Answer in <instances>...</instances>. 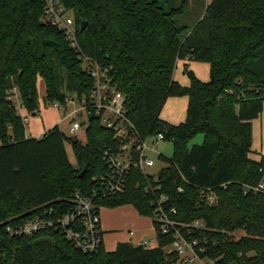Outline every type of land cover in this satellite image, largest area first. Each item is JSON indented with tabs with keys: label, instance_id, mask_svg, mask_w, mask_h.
<instances>
[{
	"label": "trees",
	"instance_id": "trees-1",
	"mask_svg": "<svg viewBox=\"0 0 264 264\" xmlns=\"http://www.w3.org/2000/svg\"><path fill=\"white\" fill-rule=\"evenodd\" d=\"M60 1L73 15L80 51L63 30L44 21L46 0H0V264H168L163 246L169 239L160 235L155 247L121 242L115 250L88 254L54 228L19 237L6 231L8 222L46 207L61 215L71 207V194L89 193L93 176L105 168L99 149L116 139L99 117L90 116L84 144L58 124L41 137H27L9 100L8 91L17 88L33 112L40 104L39 78L45 104L89 94L95 79L81 53L108 70L141 135L163 133L173 143L159 177L179 217L245 231L237 239L229 236L216 254L224 255V264H264V192H246L264 179V153L251 155L252 121L264 106V0H211L191 27L177 21L184 3L167 11L158 0ZM178 60L185 61L189 85L174 78ZM188 61L208 63L210 79L200 80ZM173 96H188L179 124L160 117ZM197 134L203 142L189 146ZM201 189L213 190L217 203L209 205ZM99 203L130 204L148 217L153 209L150 196L134 184Z\"/></svg>",
	"mask_w": 264,
	"mask_h": 264
},
{
	"label": "built area",
	"instance_id": "built-area-1",
	"mask_svg": "<svg viewBox=\"0 0 264 264\" xmlns=\"http://www.w3.org/2000/svg\"><path fill=\"white\" fill-rule=\"evenodd\" d=\"M43 19L63 30L72 47L81 50L73 15L60 0H46ZM80 57L84 60L86 71L95 79L91 92L82 96L70 93L64 102L55 101L46 106L56 109L61 116L60 122L68 125L70 136H77L81 130L86 133L91 115L99 117L100 124L114 132V143L99 149L105 168L93 176L89 193L75 190L71 194V207L61 215L55 216L53 207L40 209L30 218L8 222L7 233L14 237L27 236L50 227L60 231L68 242L82 252L97 253L104 248L101 219L104 206L99 203L100 199L123 194L129 185L134 184L151 198L153 209L149 217L156 240L155 244H151V240L135 244L158 246L157 236L160 235L169 239L163 246L168 264H224V255H217V249L229 236L237 239L235 232L212 227L203 219L185 221L179 217L178 209L168 204L169 198L163 191L159 177L160 171L167 165L163 160L166 156L158 150V142L166 140L164 134L141 135L130 118L125 96L112 83L108 70L91 57L82 53ZM8 94L26 128V136H43L49 129L38 136L28 132L32 120L41 117V99L39 107L32 112L22 102L17 88L8 91ZM155 154L165 165L156 172H150L149 169L156 165ZM260 170L264 172V167ZM133 178L137 179L132 182ZM249 189L264 192V179L256 186H249L246 192ZM179 191H183V188L179 187ZM201 193L209 205L217 203L213 190L201 189ZM130 233L134 235L133 230Z\"/></svg>",
	"mask_w": 264,
	"mask_h": 264
},
{
	"label": "rangeland",
	"instance_id": "rangeland-1",
	"mask_svg": "<svg viewBox=\"0 0 264 264\" xmlns=\"http://www.w3.org/2000/svg\"><path fill=\"white\" fill-rule=\"evenodd\" d=\"M160 4H162L165 10L169 11L173 8L180 7L182 3L185 4V8L182 13L177 17V21L180 25L193 26L203 15L206 8L205 0H158ZM183 62H179L177 64L179 68V72L183 74L186 78L189 76L185 72ZM189 69L193 70L195 75L202 81H208L210 79V66L206 62L196 61L193 65L195 70L188 65ZM38 90L40 94V99L42 103L43 112L42 119L39 123L38 129L48 130L51 124H55L61 116L57 113L56 109L52 107L46 106L43 101V96L45 95V85L43 79L39 78L38 80ZM179 97V96H173ZM173 97H169L166 103L164 104L160 117L164 121L173 124H179L183 122L185 107L178 108L175 107L173 103ZM176 101L180 98H175ZM180 102V100H179ZM51 108V109H49ZM187 110V109H186ZM253 125V143L251 152L252 157L258 158L259 153L264 151V106L263 112L259 118H256L252 121ZM62 127L63 131L69 135V127L65 123L59 125ZM77 138L81 143H86L87 137L84 130H81L77 134ZM204 140L203 134H197L190 142L189 146L194 144H201ZM66 149L68 152L69 160L71 163H76V157L71 144L66 143ZM158 150L160 153L164 154L166 157H172L174 153V145L171 141L161 140L158 142ZM156 159V165L149 169L150 172H156L161 169L165 163L158 158V154L153 155ZM101 218L102 225L104 230L106 231L104 234V246L105 250L112 251L115 249L118 243L128 241L130 235L128 233V228L131 223H134L133 229L135 231V236L133 239L134 244L138 241H146L151 240V244H155V231L153 229V222L146 217H142L137 209L130 204L117 206V207H109L106 206L101 209ZM245 231L238 230L235 232L236 238H240L245 235Z\"/></svg>",
	"mask_w": 264,
	"mask_h": 264
},
{
	"label": "crops",
	"instance_id": "crops-1",
	"mask_svg": "<svg viewBox=\"0 0 264 264\" xmlns=\"http://www.w3.org/2000/svg\"><path fill=\"white\" fill-rule=\"evenodd\" d=\"M206 2V5L211 1V0H205ZM179 62H183V63H185V61L184 60H178V63ZM196 61H188V65H190V67H192L194 70H195V67H193V65H194V63H195ZM177 63V64H178ZM174 78L177 80V81H179L182 85H189L190 84V79L189 78H186L183 74H181L180 72H179V68H178V66H176V69H175V71H174ZM44 82V81H43ZM45 85V84H44ZM45 92H46V88H45ZM45 96V95H44ZM43 96V97H44ZM174 99H173V103H174V105H175V107H178V108H183V107H185V112H184V117H183V120L182 121H184L185 120V118H186V109H187V106H188V96H179V97H173ZM175 98H180L179 100H180V102H179V100H177L176 101V99ZM48 108V107H47ZM49 109H51V108H49ZM42 112H43V108H42ZM58 113V112H57ZM41 119H42V114H41V117H39V118H34L33 120H32V122H31V129L28 131L29 133H31L30 135H32V136H38V135H41L43 132H44V130H41V129H38V127H39V123L41 122ZM61 121V118H59L58 119V121L55 123V124H51L50 125V127H53L54 125H56V124H58V125H62L63 124V122H60ZM50 129V128H49ZM46 131V130H45ZM261 153H264V151L263 152H261ZM106 206H104V208H105ZM142 217H146V218H149L150 220H151V218L150 217H148V216H143V215H141ZM102 219V218H101ZM152 221V220H151ZM133 226H134V223H131V225L129 226V228H128V233H129V235H130V238H129V240L128 241H125V242H132V243H134L133 242V239H134V236H135V231H134V229H133ZM102 227H103V225H102ZM131 230H133L134 231V235H131V233H130V231ZM103 231H104V234H105V230H104V228H103ZM139 242H141V241H138V242H136V243H139ZM121 243V242H120ZM119 244V243H118ZM117 244V245H118ZM117 247V246H116ZM115 247V248H116ZM104 248H105V246H104ZM115 250V249H114Z\"/></svg>",
	"mask_w": 264,
	"mask_h": 264
},
{
	"label": "water",
	"instance_id": "water-1",
	"mask_svg": "<svg viewBox=\"0 0 264 264\" xmlns=\"http://www.w3.org/2000/svg\"><path fill=\"white\" fill-rule=\"evenodd\" d=\"M86 22H83L82 23V26H81V29L83 30L85 27H86ZM86 172H87V167H85L81 172H80V174H79V178H83L84 177V175L86 174ZM215 204H216V202H215Z\"/></svg>",
	"mask_w": 264,
	"mask_h": 264
}]
</instances>
